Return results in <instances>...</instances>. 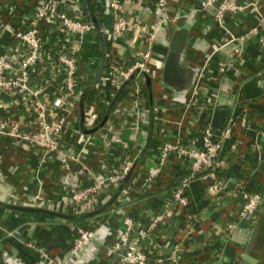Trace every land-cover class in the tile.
<instances>
[{
  "label": "crops",
  "instance_id": "0c3cea01",
  "mask_svg": "<svg viewBox=\"0 0 264 264\" xmlns=\"http://www.w3.org/2000/svg\"><path fill=\"white\" fill-rule=\"evenodd\" d=\"M112 2L116 7H110ZM39 4L43 0H0V57L19 55L21 48L10 31L24 22L30 24ZM196 6L197 0H168V9L161 11L156 0H84V16L93 24L96 20L98 29L79 43V95L65 105L70 120L63 136L65 151L77 158L65 166L59 154L44 156L15 135L0 134V202L5 203L0 204V264H36L42 251L50 260L67 259L77 232L72 224L40 210L65 214L73 189L120 170L127 159L133 162L132 174L122 193L114 198L115 189L106 187L74 212L98 215L92 223L99 226L92 245L73 264H120L112 248L127 219L133 222V242L148 234L149 264H158L157 258L163 260L160 264H176L171 252L177 247L178 264H264V202L255 226L241 223L233 232L226 231L229 223L237 222L242 205L236 184L246 190L257 185L264 191V48L259 42L264 24L260 36L246 42L241 52L230 34L241 36L257 24L259 14L249 8L229 18L228 31L213 20L211 11L172 22L174 16L186 15ZM259 9L264 16V0H259ZM118 17L129 19L130 26L114 39L111 31ZM139 24L154 31L153 40L137 28ZM185 24L191 28L180 66L192 75L187 90L163 82L171 40ZM150 42L152 75H135L119 91L101 80L110 73L114 76L117 67H131ZM222 63H232L233 68L220 74ZM55 78L51 100L63 90L60 69ZM35 79L40 80V74ZM98 81L101 85L96 89ZM96 93L94 101L91 95ZM91 106L98 113L97 121L89 118ZM24 113L23 104L16 107L9 97L0 98V124L9 122L25 131ZM209 124L216 132L227 128L231 132L225 151L234 152L235 161L219 173L228 188L210 193L211 181L201 172L191 184L188 206L166 213L152 229L179 181L190 174L191 162L171 154L161 175L149 185L148 170L157 164L164 143L181 142L200 150ZM247 256L255 262L245 260Z\"/></svg>",
  "mask_w": 264,
  "mask_h": 264
},
{
  "label": "built area",
  "instance_id": "2783aa9c",
  "mask_svg": "<svg viewBox=\"0 0 264 264\" xmlns=\"http://www.w3.org/2000/svg\"><path fill=\"white\" fill-rule=\"evenodd\" d=\"M43 3L36 8V14L30 24L24 22L20 27L10 31L18 48H21L19 55H12L10 58L7 56L0 57V98L9 97L16 107L23 104L25 109L24 128H26L25 131L19 132L17 126L9 122H2L0 134L8 137L15 135L31 148L43 153L44 156L59 154L62 163L66 166L70 160L75 161L77 157L65 151L66 143L63 141V136L70 121L65 105L68 100H73L79 95L77 63V55L80 51L79 43L87 34L95 31V26L84 16L85 13L82 9L84 0H43ZM156 5L159 10L166 11L168 0H156ZM110 7H116V3L112 2ZM249 8L259 14L257 24L239 37L230 34V37L238 43V50L241 51L246 42L260 36L264 16L259 13V0H197V6L193 8L192 12L181 16L176 15L171 20L176 24L182 20L191 19L194 14L199 12L211 11L213 20L224 31H228V19L245 13ZM129 23V19L118 17L111 31L112 38L117 39L127 33ZM137 28L148 33L151 40L154 39V31L149 30L145 24H139ZM259 42L264 48V36L259 39ZM151 47L152 43L131 67H117L114 76H112L113 73H110L106 79L101 80L110 81L112 88L119 91L124 83L135 75H152L150 67ZM54 57L57 65L54 64ZM49 68L52 71L47 77L45 74L46 71L50 70ZM232 68V63H222L219 66V73L225 74ZM58 69L63 76V90L59 98L51 100L49 90L53 80L56 79ZM37 74H40V80L35 79ZM199 77L198 75L195 81L197 86L200 84ZM100 85V82L97 83L95 88L98 89ZM136 86L135 93L139 91L137 89H139L140 84L137 83ZM88 115L90 120L97 121L98 113L94 106L88 110ZM245 118V115L240 117L243 126L247 123ZM233 121L235 119H231V122ZM261 135L264 137V132ZM230 136V129L216 132L209 124L202 133L200 150L189 148L181 142H167L162 145L157 164L150 167L147 172V185L156 181L161 175L171 154L190 161L191 170L187 177L179 181L173 191L172 198L165 204L163 213L159 214L153 221L152 229L156 228L158 223L166 218V213L170 214L177 209L188 206V192L191 184L196 181L201 172L205 171L207 173L206 178L211 181L210 193H219L228 188L227 183L220 178L219 173L224 170L225 144ZM132 167L133 162L127 159L120 170H116L107 176L96 177L92 185L83 189H73L69 206L75 212L90 198L100 196L106 187L119 185L131 173ZM236 185L240 190L242 205L238 212L237 222L229 223L226 226L227 232H233L241 223H249L251 226H255L264 202V194L253 193L241 188L239 184ZM125 224L126 229L119 234L112 248V253L119 256L120 264H149L148 254L142 251L138 245L139 241L147 239L148 234L142 233L140 239L130 243L133 222L131 219H127ZM75 231L77 238L67 259L50 260L47 253L42 251L41 259L36 264H73L75 259L89 248L97 237L95 231L84 229H75ZM153 250L156 253V249ZM178 252V247L171 252V259L176 264H178ZM162 262L161 258H157L158 264Z\"/></svg>",
  "mask_w": 264,
  "mask_h": 264
},
{
  "label": "water",
  "instance_id": "95a60500",
  "mask_svg": "<svg viewBox=\"0 0 264 264\" xmlns=\"http://www.w3.org/2000/svg\"><path fill=\"white\" fill-rule=\"evenodd\" d=\"M95 28L98 29L97 21L94 20ZM191 26L185 24L181 30L175 32L169 47V53L165 62V67L163 71V82L173 88H183L187 90L191 85L192 75L188 74L189 70L182 68L180 66L181 53L186 47V42L188 38V31ZM182 74L183 79L180 76ZM150 84V80L148 81ZM131 174H129L125 182L130 180ZM245 260L249 262H255L251 257H245Z\"/></svg>",
  "mask_w": 264,
  "mask_h": 264
},
{
  "label": "trees",
  "instance_id": "16d2710c",
  "mask_svg": "<svg viewBox=\"0 0 264 264\" xmlns=\"http://www.w3.org/2000/svg\"><path fill=\"white\" fill-rule=\"evenodd\" d=\"M89 15L94 17V14L91 13V10L89 12ZM96 97H97V93L91 95V99L94 101L98 100V99H96ZM223 158H224V163H225L224 164L225 165L224 169H225V168H228L229 164L231 165L235 161V153L230 151V150H226ZM130 174H132V172ZM125 179L118 186H110V189H112V188L115 189L114 194H113L115 196L114 198L118 197V195L121 194L122 191L124 190V187L127 186V184H129L130 180L128 182H125ZM1 180L2 179L0 178V182H1ZM250 191L253 193L264 194L263 189L257 185L253 186ZM0 204L4 205L5 203L0 202ZM111 204L112 203H110V205ZM40 211L49 214L55 220L72 224L76 230L84 229L87 231H96V229L99 226V224H97V222L92 223V220L95 217H97L98 215H96V214L95 215L76 214V213H74V210L72 207H70L65 214L64 213L63 214L62 213H54V212L45 211V210H40ZM130 243H133V239H131V237H130ZM138 245L141 247L142 251H144L145 253H147V250H148L146 248H150L147 244L146 239L139 241Z\"/></svg>",
  "mask_w": 264,
  "mask_h": 264
}]
</instances>
